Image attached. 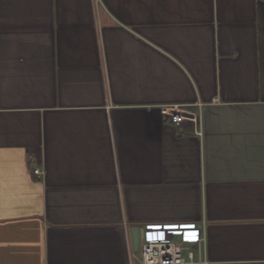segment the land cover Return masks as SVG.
Returning <instances> with one entry per match:
<instances>
[{
  "label": "crops",
  "instance_id": "obj_1",
  "mask_svg": "<svg viewBox=\"0 0 264 264\" xmlns=\"http://www.w3.org/2000/svg\"><path fill=\"white\" fill-rule=\"evenodd\" d=\"M134 228L264 264V0H0V264H141Z\"/></svg>",
  "mask_w": 264,
  "mask_h": 264
},
{
  "label": "built area",
  "instance_id": "obj_2",
  "mask_svg": "<svg viewBox=\"0 0 264 264\" xmlns=\"http://www.w3.org/2000/svg\"><path fill=\"white\" fill-rule=\"evenodd\" d=\"M202 104L165 105L161 107L164 118L179 126L184 122L193 123L196 134L203 136ZM36 175L42 172L34 171ZM201 233H184L180 239L166 242H144L140 246L141 264H208L203 258Z\"/></svg>",
  "mask_w": 264,
  "mask_h": 264
},
{
  "label": "water",
  "instance_id": "obj_3",
  "mask_svg": "<svg viewBox=\"0 0 264 264\" xmlns=\"http://www.w3.org/2000/svg\"><path fill=\"white\" fill-rule=\"evenodd\" d=\"M132 239H133V246L136 251L139 250L140 247V240H139V231L137 228L132 230Z\"/></svg>",
  "mask_w": 264,
  "mask_h": 264
},
{
  "label": "snow or ice",
  "instance_id": "obj_4",
  "mask_svg": "<svg viewBox=\"0 0 264 264\" xmlns=\"http://www.w3.org/2000/svg\"><path fill=\"white\" fill-rule=\"evenodd\" d=\"M161 239L163 238V237H160ZM150 239H151V237H150Z\"/></svg>",
  "mask_w": 264,
  "mask_h": 264
}]
</instances>
